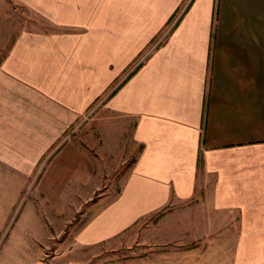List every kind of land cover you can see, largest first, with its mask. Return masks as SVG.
Returning a JSON list of instances; mask_svg holds the SVG:
<instances>
[{
	"label": "crops",
	"instance_id": "obj_1",
	"mask_svg": "<svg viewBox=\"0 0 264 264\" xmlns=\"http://www.w3.org/2000/svg\"><path fill=\"white\" fill-rule=\"evenodd\" d=\"M9 1L47 29L11 20L0 36L2 164L30 175L44 160L37 190L68 202L94 171L64 141L69 129L100 101L133 118L137 153L120 191L74 242L120 237L190 200L201 176L212 210L234 212L235 235L251 236L234 264H264V0Z\"/></svg>",
	"mask_w": 264,
	"mask_h": 264
},
{
	"label": "rangeland",
	"instance_id": "obj_2",
	"mask_svg": "<svg viewBox=\"0 0 264 264\" xmlns=\"http://www.w3.org/2000/svg\"><path fill=\"white\" fill-rule=\"evenodd\" d=\"M26 19L20 7L0 0V36L11 34V20L20 29H47L40 18ZM5 46L0 41V53ZM132 128V117L100 101L69 129L64 141L91 158L94 171L90 187L76 189L68 202L50 204L37 190L44 160L30 175L0 162V264H234L237 245L244 258L251 236L235 235L234 212L212 210L199 193L201 176L190 200L171 199L120 237L93 246L74 242L75 233L118 195L137 153Z\"/></svg>",
	"mask_w": 264,
	"mask_h": 264
},
{
	"label": "trees",
	"instance_id": "obj_3",
	"mask_svg": "<svg viewBox=\"0 0 264 264\" xmlns=\"http://www.w3.org/2000/svg\"><path fill=\"white\" fill-rule=\"evenodd\" d=\"M131 163H132V161H130V162L127 164V167H129Z\"/></svg>",
	"mask_w": 264,
	"mask_h": 264
}]
</instances>
